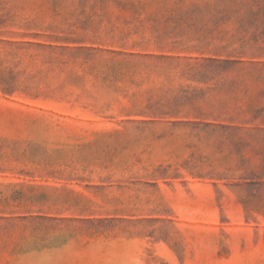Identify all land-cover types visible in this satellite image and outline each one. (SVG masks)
I'll list each match as a JSON object with an SVG mask.
<instances>
[{
  "label": "rangeland",
  "instance_id": "obj_1",
  "mask_svg": "<svg viewBox=\"0 0 264 264\" xmlns=\"http://www.w3.org/2000/svg\"><path fill=\"white\" fill-rule=\"evenodd\" d=\"M0 264H264V0H0Z\"/></svg>",
  "mask_w": 264,
  "mask_h": 264
}]
</instances>
